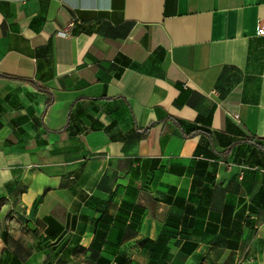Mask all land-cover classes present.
<instances>
[{
	"label": "crops",
	"instance_id": "0c3cea01",
	"mask_svg": "<svg viewBox=\"0 0 264 264\" xmlns=\"http://www.w3.org/2000/svg\"><path fill=\"white\" fill-rule=\"evenodd\" d=\"M263 18L0 0V264H264Z\"/></svg>",
	"mask_w": 264,
	"mask_h": 264
},
{
	"label": "built area",
	"instance_id": "2783aa9c",
	"mask_svg": "<svg viewBox=\"0 0 264 264\" xmlns=\"http://www.w3.org/2000/svg\"><path fill=\"white\" fill-rule=\"evenodd\" d=\"M73 27H74V21L71 20L67 24L66 28L63 31H61L59 34L63 35V36H66V35H68L71 32ZM257 34L259 36H263L264 37V18L259 20V24H258V28H257Z\"/></svg>",
	"mask_w": 264,
	"mask_h": 264
}]
</instances>
